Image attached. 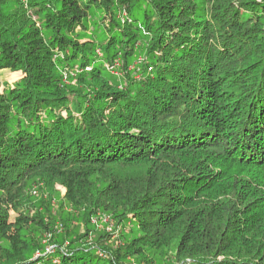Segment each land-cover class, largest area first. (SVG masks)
<instances>
[{
    "label": "trees",
    "instance_id": "obj_1",
    "mask_svg": "<svg viewBox=\"0 0 264 264\" xmlns=\"http://www.w3.org/2000/svg\"><path fill=\"white\" fill-rule=\"evenodd\" d=\"M0 88V264H264V0H0Z\"/></svg>",
    "mask_w": 264,
    "mask_h": 264
},
{
    "label": "rangeland",
    "instance_id": "obj_2",
    "mask_svg": "<svg viewBox=\"0 0 264 264\" xmlns=\"http://www.w3.org/2000/svg\"><path fill=\"white\" fill-rule=\"evenodd\" d=\"M106 24H107V21H106ZM21 76H22V73L19 72V71H17V72H11L9 70H6V71H4L2 78H3V80H5V81H7L9 83H14ZM0 90H2V88H0ZM56 187L61 190L63 196H65L67 194V188L65 186H63L61 184H56ZM9 213H10V219H9V221H10V223L12 225H15L17 223V220L21 217V213L18 212V211H16V210H14L13 208H10ZM108 220H109V218H105L104 219V222L106 223V222H108ZM109 223L111 224V222H109ZM98 224H99L100 229H102L103 226H101V223H98ZM107 232L112 234L113 230H111V228L109 227L107 229ZM111 237L113 239H116L117 238L116 235H114V234H112ZM46 241H47V244L50 243L49 236H46ZM47 249H48L49 252H52V250L55 249V247H54V245H52L50 243V244H48Z\"/></svg>",
    "mask_w": 264,
    "mask_h": 264
}]
</instances>
